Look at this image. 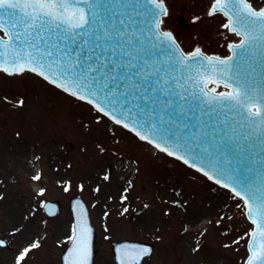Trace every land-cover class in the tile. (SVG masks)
<instances>
[{
  "label": "snow or ice",
  "instance_id": "6c2138e0",
  "mask_svg": "<svg viewBox=\"0 0 264 264\" xmlns=\"http://www.w3.org/2000/svg\"><path fill=\"white\" fill-rule=\"evenodd\" d=\"M208 14L222 19L223 56L200 47L185 51L166 27V0H0V74H34L87 105L94 123L104 124L110 139L116 140L118 130L128 131L225 190L228 196L219 205L216 226L233 219L227 213L234 205L247 227L223 247L238 248L243 242L242 264H264V7H254L251 0H212ZM10 107H26V100ZM95 150L112 156L100 142ZM110 167L98 176L105 184L111 182ZM54 171L58 186L70 193L72 181ZM30 181L42 185L44 173L33 168ZM4 183L0 174V185ZM76 187L86 190L83 183ZM47 191H34L35 210L29 216L45 211ZM101 191L99 185L93 189ZM128 192L124 187L119 196L125 205L122 216L129 211ZM174 195L165 216L188 203L181 202L180 192L174 190ZM87 217L81 203L74 212L75 227L58 241L65 248L63 264H93V230ZM22 231L17 225L9 235ZM206 233L207 227L198 232L182 227L190 238V253L200 254ZM45 239L33 233L14 250L13 264H29ZM155 239L161 241L159 235ZM7 247L8 240L0 237V248ZM116 253L118 264H141L154 247L125 243Z\"/></svg>",
  "mask_w": 264,
  "mask_h": 264
},
{
  "label": "rangeland",
  "instance_id": "374dc122",
  "mask_svg": "<svg viewBox=\"0 0 264 264\" xmlns=\"http://www.w3.org/2000/svg\"><path fill=\"white\" fill-rule=\"evenodd\" d=\"M166 2L169 8L166 27L175 34L186 51L201 45L208 53L226 54L221 47L225 43L220 38L222 19L205 14L206 6L212 0ZM251 2L259 7L264 5V0ZM195 17H199V20H194ZM179 18H183L187 24L183 25ZM0 97L5 98V101H0V174L5 181L0 185V195L3 196L0 199V237L7 239L10 244L7 248H0V264H13L14 250L26 244V238H31L33 233L46 239L43 247L32 253L29 264H61V253L65 248L58 241H62L64 236H56L55 229L62 221L70 229L74 228L69 208L70 198L74 195H81L85 199L96 229L94 264H116L112 245L124 238L154 245V254L150 258L146 257L144 264H242L243 242L238 248L235 245L229 249L223 247L231 243L235 234L239 235L247 227L235 206L232 205L231 211L227 213L232 220L221 221L219 227L215 224L219 219V205L228 196L225 190L203 178L182 161L138 141L128 131L118 130L116 140L110 139L104 124L94 123V116L87 105L50 86L34 74H23V78L0 74ZM20 98L26 100L24 113L10 107ZM31 101L38 105L40 111H35ZM40 115L44 116L47 123L43 131L37 123ZM85 125L88 127L85 128ZM97 142L109 147L112 156L98 155L95 150ZM23 149H29L32 154L41 157L36 163L38 171L44 173L42 185L30 181L29 170L24 164L26 160L20 154ZM124 161H128V164L122 169ZM75 162L80 163L85 170L72 172L67 165L73 168ZM109 164L111 182L104 183L106 194L101 198L93 192L95 187L88 174L89 167L94 165L96 172L103 174V169ZM54 168L59 169V174L65 179L72 181L70 193L63 192L58 186V174ZM163 175L166 176L165 180ZM78 183L85 184L86 190L79 191L76 187ZM39 187H47L45 199L61 202V209L54 217L47 216L44 211L34 218L28 215L30 210H35L37 198L34 197V191H38ZM124 187H129V192L125 193L129 195V211L122 216L120 212L125 205L119 202V196ZM174 190L181 193V202L187 200L188 203L183 210L171 208L172 214L165 216L163 211L176 199ZM100 200L103 201L101 210L98 209ZM145 205V212L133 214L135 208ZM184 211L185 215L190 211L201 213L198 218H208L212 223L207 226L194 220L190 225L185 221L182 225L177 224V216ZM104 212H108L109 216H104ZM25 216H28L27 221L23 219ZM17 225L23 227L22 233L10 236L9 233ZM185 225L197 231L203 226L207 227L206 238L200 241L203 249L199 255H193V260L188 259L186 253L178 257L179 247L173 248L181 236L185 235L181 232ZM157 235L161 237L160 242L155 239ZM210 247L220 253L218 259L209 256ZM172 253L177 256L174 260L170 257Z\"/></svg>",
  "mask_w": 264,
  "mask_h": 264
},
{
  "label": "bare ground",
  "instance_id": "6f19581e",
  "mask_svg": "<svg viewBox=\"0 0 264 264\" xmlns=\"http://www.w3.org/2000/svg\"><path fill=\"white\" fill-rule=\"evenodd\" d=\"M31 102L33 104V107H34L35 111L36 112L40 111L38 105H34L35 103H33V101H31ZM16 110L18 112L24 113V107L19 108V109H16ZM29 115L30 114H28L27 116H29ZM37 123L40 126L39 129L42 130V131H43L42 128H45L47 126L46 119L42 115L39 116V118L37 120ZM6 143H8V139L6 140L5 145H6ZM13 150H15V149L13 148ZM20 154H22V157L25 158V160H26L24 164L26 165V169L29 170L28 171L29 172L28 174H29V177H30L32 175V169L33 168H35V170L38 171V167H37L38 164L36 163L37 160L35 159L36 156H35V154H32L31 150H29V149L28 150L23 149L22 150V153L20 152ZM73 164H75V165H73V168L71 167V171L72 172L77 173V172H80V171H84L85 170V169H82V165L80 163H76L75 162ZM127 164H128V161H124L123 162L122 169L125 168L127 166ZM94 167H95L94 165L93 166L90 165V167H89L90 170H89L88 174L91 175V180L93 182V186L96 187L97 185H99L101 187L102 191L99 192L98 194L100 195L101 198H104V196L106 194L105 193V189H104V182L102 180H99L98 179V176H100L102 174L99 173V172L97 173ZM163 177H164L163 180H165L166 179V176L163 175ZM102 206H103V201L100 200V202L98 204V209L101 210L102 209ZM181 214L182 213L180 212L179 213V216H177V219H176V223L177 224H181L182 225V222L185 221V223L187 225H190V224H193L192 222L194 220H197L198 223L201 222V224H204V225L207 224V226L209 224L208 223L209 222L208 218H206V219H203L204 217H199L198 218V216L202 215L201 213H195L194 211H190L187 215H185V211H184L183 214H182V216H181ZM188 228L191 231L198 232L194 228H190V226ZM202 228H204V226ZM69 230H70V228L68 227L67 223L62 221V222H60L57 225V227L55 229V235L56 236H59V237H63V236H65L69 232ZM235 235L237 236V234H235ZM29 239H30V237H27L26 238V241L28 242ZM189 240L190 239L187 236V234L182 235L181 236V239L177 242V245L173 246V248L179 247L180 250H179L178 257L181 256L183 253H186L188 259L193 260V255L194 254L190 253V251H189V243H188ZM209 252H210V254H209L210 257H213V258H216V259H218L220 257V253L218 251H213V248L212 247H210ZM170 257L172 258V260H174L175 258H177V256H175L174 253H172L170 255Z\"/></svg>",
  "mask_w": 264,
  "mask_h": 264
},
{
  "label": "water",
  "instance_id": "95a60500",
  "mask_svg": "<svg viewBox=\"0 0 264 264\" xmlns=\"http://www.w3.org/2000/svg\"><path fill=\"white\" fill-rule=\"evenodd\" d=\"M168 6V5H167ZM209 6H206V9H205V11L207 10V8H208ZM262 7H264V6H262ZM261 8V7H260ZM209 13V8H208V10L206 11V14L207 15H209L208 14ZM179 20L182 22V24H187V22L185 21V20H183V18H179ZM170 30V29H169ZM177 39V38H176ZM178 41V40H177ZM178 43H179V41H178ZM179 45L181 46V44L179 43ZM182 47V46H181ZM195 47H200L201 48V45H197V46H195ZM183 48V47H182ZM184 49V48H183ZM192 50V49H191ZM190 50V51H191ZM207 53V52H206ZM208 54H214V53H208ZM216 54V53H215ZM218 54V53H217ZM220 55V54H219ZM221 56H223V55H221ZM256 151H259V149H257ZM260 157H257L256 158V161H255V166H256V168L257 169H259V167H260ZM49 203H48V205H47V208L45 209V213L47 214V212L48 211H51V212H53V213H55V214H57L58 212H59V210H60V208H61V202L59 201V200H50V199H48L47 200ZM81 203H83L84 204V206H85V208L87 209V211H88V217H87V222H88V224H90L91 226H92V230H93V232H92V261H93V263H94V259H95V255H96V249H95V240H96V236H97V233H96V229H95V227H94V225L92 224V221H91V218H90V213H89V208H88V206H87V203H86V201L84 200V198L81 196V195H75V196H72L71 198H70V205H69V207H70V210H71V212H72V215H73V223H74V212L76 211V210H78V206L81 204ZM145 210H146V207L145 206H140V207H137V208H135L134 209V212H133V214L134 215H137V214H141V213H143V212H145ZM48 216H50V215H48ZM74 227H75V223H74ZM125 243H128V244H140V243H146V244H151L153 247H154V245L152 244V243H150V242H146V241H142V240H136V239H128V238H125V239H121V240H118V241H115L114 243H113V245H112V250H113V257H114V259H115V261H116V263L118 264V261H117V259H116V256H117V253H116V249L119 247V246H121V245H123V244H125ZM9 246H10V244H9ZM65 251V250H64ZM64 251L62 252V254H61V262H62V256H63V253H64ZM62 264H63V262H62ZM141 264H144V260L141 262Z\"/></svg>",
  "mask_w": 264,
  "mask_h": 264
}]
</instances>
